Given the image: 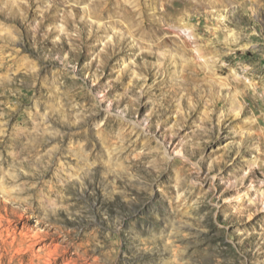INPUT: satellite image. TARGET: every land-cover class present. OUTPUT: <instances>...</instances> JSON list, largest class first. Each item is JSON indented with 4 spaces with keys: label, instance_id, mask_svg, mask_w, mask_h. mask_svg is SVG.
<instances>
[{
    "label": "clouds",
    "instance_id": "1",
    "mask_svg": "<svg viewBox=\"0 0 264 264\" xmlns=\"http://www.w3.org/2000/svg\"><path fill=\"white\" fill-rule=\"evenodd\" d=\"M0 264H264V0H0Z\"/></svg>",
    "mask_w": 264,
    "mask_h": 264
}]
</instances>
